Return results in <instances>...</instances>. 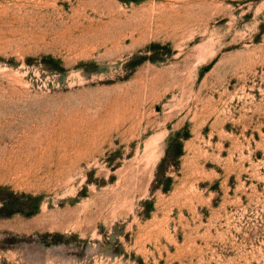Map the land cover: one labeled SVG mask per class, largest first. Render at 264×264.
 <instances>
[{
  "label": "rangeland",
  "instance_id": "rangeland-1",
  "mask_svg": "<svg viewBox=\"0 0 264 264\" xmlns=\"http://www.w3.org/2000/svg\"><path fill=\"white\" fill-rule=\"evenodd\" d=\"M0 264H264V0H0Z\"/></svg>",
  "mask_w": 264,
  "mask_h": 264
}]
</instances>
